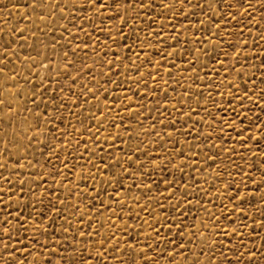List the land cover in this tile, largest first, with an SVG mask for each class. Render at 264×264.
Returning a JSON list of instances; mask_svg holds the SVG:
<instances>
[{"label": "rangeland", "instance_id": "1", "mask_svg": "<svg viewBox=\"0 0 264 264\" xmlns=\"http://www.w3.org/2000/svg\"><path fill=\"white\" fill-rule=\"evenodd\" d=\"M37 2L0 0L16 259L264 264V0Z\"/></svg>", "mask_w": 264, "mask_h": 264}, {"label": "snow or ice", "instance_id": "2", "mask_svg": "<svg viewBox=\"0 0 264 264\" xmlns=\"http://www.w3.org/2000/svg\"><path fill=\"white\" fill-rule=\"evenodd\" d=\"M86 2L90 6H93V7L96 4H100V0H86ZM180 2L183 3L184 0H180ZM244 2H246V0H244ZM111 3L116 4L117 9H119L120 4L117 2V0H111ZM53 6H54V8L56 7L55 0H53ZM64 6L65 7L67 6L66 2H65ZM248 6L251 7V5H248ZM38 7L43 8L44 5L42 3H38L37 0H33L32 8L36 9ZM100 7L103 8L104 5L100 4ZM143 7H144V4L141 2L140 8H143ZM164 7H171V5H165ZM200 7H201V9L203 8L202 5ZM62 10L63 9H61V11ZM52 14L55 15V12H53ZM40 19L43 20L44 16H41ZM233 19H234V17H233ZM217 27H219V25ZM0 71H2V70H0ZM87 94L88 93L86 92V96H87ZM2 103H3V101H0V104H2ZM35 107L39 108L40 105L36 104ZM37 116H39V113L37 114ZM36 126L37 127L39 126V120H37ZM169 135H171V133H169ZM10 142H12V141H10ZM85 151H87V149H85ZM262 155H264V153H262ZM262 163H264V161H262ZM3 167H4V165L0 164V168H3ZM21 167H23V165H21ZM0 179H3L5 183H8V180L6 177H0ZM17 179H19V176H17ZM22 186L23 185L21 184V187ZM237 191H238V189H237ZM20 195H23V192H21ZM262 199H264V196H262ZM4 203H5V201L0 199V204H4ZM55 211H56V209L53 208V212H55ZM39 215L41 217H43V213H39ZM13 219H15V221H16V227L15 228H14L13 223H12ZM25 224H26V218L20 216L19 214L13 215L11 212H9L8 215H6L4 217H0V240L5 241L4 243H0V249H2L4 256H5L4 260H0V264H28L27 260L18 261L16 259L17 256L21 255V253L19 251H17V245L19 246V248L23 249V255L24 256H27L29 251H32L38 255L41 248H47L48 247L47 242L39 245V247H37V245L33 242L35 239V236L37 234L44 235L45 237H47L49 234L48 228L40 229L37 227V228L33 229V238L28 240V245H29L28 248H25L24 244L20 242L18 237L12 236L13 231L23 229ZM25 231H26V229H25ZM65 231H67V230L65 229ZM232 234L235 235V229L233 230ZM80 235H81V237H83L84 233H81ZM181 235H183V234H181ZM109 239H111V237H109ZM105 242L106 241L101 240L99 246L101 248H103ZM57 243H59V241H57ZM173 246H175V245H173ZM128 247L131 249L132 246L129 245ZM213 248H215V244H213ZM148 250L152 251V249L150 247ZM181 251H183V247H181ZM90 255H91V253H90ZM98 255H104L105 260L103 261V264H107L106 253H100ZM168 255H169V259H171L172 253H169ZM221 255H225V253H221ZM252 255H255V253H252ZM142 261H143V264H149V258H143L142 257ZM32 264H49V261L47 259H44V260L34 259ZM59 264H63V261L59 262ZM67 264H92V262H91V260L85 261L84 259H80L79 261L69 260L67 262ZM130 264H136V261H130ZM217 264H219V262H217ZM229 264H232V262L230 261ZM235 264H240V261L237 260L235 262Z\"/></svg>", "mask_w": 264, "mask_h": 264}, {"label": "bare ground", "instance_id": "3", "mask_svg": "<svg viewBox=\"0 0 264 264\" xmlns=\"http://www.w3.org/2000/svg\"><path fill=\"white\" fill-rule=\"evenodd\" d=\"M4 92V91H3Z\"/></svg>", "mask_w": 264, "mask_h": 264}]
</instances>
